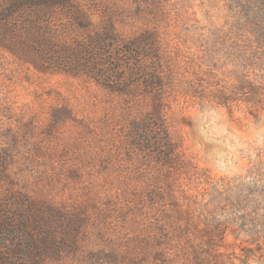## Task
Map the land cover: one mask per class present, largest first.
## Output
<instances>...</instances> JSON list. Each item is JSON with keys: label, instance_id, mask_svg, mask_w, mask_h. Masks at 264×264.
<instances>
[{"label": "rangeland", "instance_id": "obj_1", "mask_svg": "<svg viewBox=\"0 0 264 264\" xmlns=\"http://www.w3.org/2000/svg\"><path fill=\"white\" fill-rule=\"evenodd\" d=\"M79 2L90 23L57 22L74 46L84 24L111 23L113 55L154 38L161 114L141 87L0 50V199L81 214L75 253L48 264H264V0Z\"/></svg>", "mask_w": 264, "mask_h": 264}, {"label": "trees", "instance_id": "obj_2", "mask_svg": "<svg viewBox=\"0 0 264 264\" xmlns=\"http://www.w3.org/2000/svg\"><path fill=\"white\" fill-rule=\"evenodd\" d=\"M80 6L79 0H0V50L39 72L80 71L125 96L131 89L141 87L140 91L145 89L147 97H151L153 111L159 117L163 101L157 91L161 86L156 83L155 71L147 65L158 57L154 38L140 34L134 43L124 44L127 50L113 55L106 51L122 43L116 40L118 43L108 46L114 41L111 23L96 31L91 30L92 25L84 24L87 40L74 46L63 36L57 22L64 18L60 12L68 10L70 20L77 22L85 17V23H90ZM111 61L116 65L110 68ZM140 91L136 93L142 94ZM6 165V161L0 162V182L5 181L2 173ZM83 223L80 213L66 212L9 190L0 199V264H48L74 254Z\"/></svg>", "mask_w": 264, "mask_h": 264}]
</instances>
